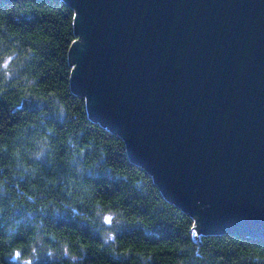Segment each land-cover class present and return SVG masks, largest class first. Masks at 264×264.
<instances>
[{
	"label": "water",
	"instance_id": "obj_1",
	"mask_svg": "<svg viewBox=\"0 0 264 264\" xmlns=\"http://www.w3.org/2000/svg\"><path fill=\"white\" fill-rule=\"evenodd\" d=\"M55 1L90 120L199 234L264 240V0Z\"/></svg>",
	"mask_w": 264,
	"mask_h": 264
},
{
	"label": "trees",
	"instance_id": "obj_2",
	"mask_svg": "<svg viewBox=\"0 0 264 264\" xmlns=\"http://www.w3.org/2000/svg\"><path fill=\"white\" fill-rule=\"evenodd\" d=\"M74 15L0 1V264H264V240L199 234L90 120L70 88Z\"/></svg>",
	"mask_w": 264,
	"mask_h": 264
},
{
	"label": "rangeland",
	"instance_id": "obj_3",
	"mask_svg": "<svg viewBox=\"0 0 264 264\" xmlns=\"http://www.w3.org/2000/svg\"><path fill=\"white\" fill-rule=\"evenodd\" d=\"M103 221L105 223L106 226H109L111 223V216L110 215H104L103 216ZM12 260L14 262H17V264H30V260L28 259H23L21 256H19V254H14V256L12 257Z\"/></svg>",
	"mask_w": 264,
	"mask_h": 264
}]
</instances>
